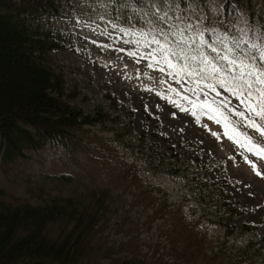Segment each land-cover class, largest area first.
Wrapping results in <instances>:
<instances>
[{
  "label": "rangeland",
  "instance_id": "rangeland-1",
  "mask_svg": "<svg viewBox=\"0 0 264 264\" xmlns=\"http://www.w3.org/2000/svg\"><path fill=\"white\" fill-rule=\"evenodd\" d=\"M61 2V11L50 22L74 40L67 48L53 51L52 61L64 72L67 84L77 87L74 102L85 110L100 104L109 109L106 95L110 93L119 103L129 104L134 112L133 130L139 133L146 128L150 141L166 149L180 137L198 142L204 159L209 155L220 159V168L237 180L234 186H225L223 191L245 212L231 213L226 219L234 225L241 221L259 225L260 233L264 228L260 224L264 175H257L244 155L262 173L264 159L242 153L223 137L222 127L206 115H201V122L197 124L190 110L185 113L169 103L168 86L161 83L165 77L158 70L148 68L149 61L139 54L150 49L135 44L139 37L131 33L147 31L151 27L148 20L159 22V16L166 13L193 24L200 20L201 27L215 29L218 34L227 32L233 38L247 37L250 42L264 45V0H239L231 11L224 9L220 0L202 3L186 0L180 4V11L176 10L179 0ZM160 92L165 98L157 95ZM231 102L233 106L237 104L235 99ZM157 123L160 135L154 134ZM203 124L208 127H202ZM114 130L115 124L111 121L96 122L84 126L75 143L46 145L26 156L0 163V187L6 191V198L41 203L56 193L50 187L52 175L70 174L78 185L106 188L110 193L107 214L92 233L95 242L101 240L112 247L108 253L104 250L110 259H103L102 264H112L114 258L121 256L140 257L151 264H228L230 259L239 264L235 259L238 250L254 232L224 236L223 227L213 220L217 218L210 211L218 209L219 194L208 191L205 199L193 186L191 169L176 175L149 168L133 148L114 141ZM242 130L264 145V138L254 130L243 127ZM213 131L220 133L221 138L212 136ZM191 155V151L183 152L184 158ZM215 175L212 173L213 178ZM42 194L45 195L41 200Z\"/></svg>",
  "mask_w": 264,
  "mask_h": 264
},
{
  "label": "trees",
  "instance_id": "trees-1",
  "mask_svg": "<svg viewBox=\"0 0 264 264\" xmlns=\"http://www.w3.org/2000/svg\"><path fill=\"white\" fill-rule=\"evenodd\" d=\"M238 2L221 0L228 11ZM61 5V0H0V163L46 145L75 143L84 126L111 121L114 141L133 148L149 168L176 175L191 169L193 186L205 199L208 191L219 194L218 209L210 211L224 236L254 232L235 259L239 264H264V228L258 233L259 225L244 221L234 225L226 219L245 210L223 191L237 181L220 168V159L211 155L204 159L196 141L180 137L166 149L148 139L146 128L136 133L131 124L133 110L110 93L106 95L109 109L100 104L85 110L74 102L77 87L67 84L64 72L52 61V52L67 48L73 39L50 22ZM159 127L157 123L155 135H160ZM189 151L192 155L184 158L183 152ZM212 173H216L214 178ZM50 187L56 193L38 204L7 199L0 187V264H102L103 259H110L104 250L108 253L112 247L95 242L92 235L107 214L108 189L78 185L70 174L52 175ZM43 195H39L41 200ZM260 224L264 226V207ZM113 260L112 264H151L134 256ZM228 264H234L232 259Z\"/></svg>",
  "mask_w": 264,
  "mask_h": 264
},
{
  "label": "snow or ice",
  "instance_id": "snow-or-ice-1",
  "mask_svg": "<svg viewBox=\"0 0 264 264\" xmlns=\"http://www.w3.org/2000/svg\"><path fill=\"white\" fill-rule=\"evenodd\" d=\"M185 2L179 0L176 10L180 11V4ZM152 7L159 12L156 5ZM148 24L151 27L147 31L141 29L131 35L139 37L134 43L140 48L150 49L139 54L149 61L148 68L165 77L161 83L168 86V102L182 112L190 110L197 124L201 115H206L222 127L223 137L242 153L264 159V145L242 130H254L264 138V45L247 37L233 38L227 32L218 34L215 29L201 27L200 20L193 24L166 13L159 16V22L148 20ZM157 95L165 98L163 92ZM232 99L237 101L235 106ZM211 134L221 138L218 132ZM244 159L257 175H264L248 155Z\"/></svg>",
  "mask_w": 264,
  "mask_h": 264
}]
</instances>
